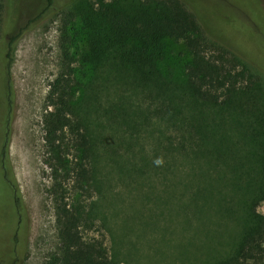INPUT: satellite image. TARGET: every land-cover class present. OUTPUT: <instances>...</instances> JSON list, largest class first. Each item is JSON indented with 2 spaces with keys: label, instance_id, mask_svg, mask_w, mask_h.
Here are the masks:
<instances>
[{
  "label": "rangeland",
  "instance_id": "1",
  "mask_svg": "<svg viewBox=\"0 0 264 264\" xmlns=\"http://www.w3.org/2000/svg\"><path fill=\"white\" fill-rule=\"evenodd\" d=\"M75 2L0 0V153L9 96L12 103L9 179L3 178L0 166L8 198L0 197V264H50L59 251L57 209L76 203L91 217L89 222L82 220L84 236L102 240L114 264H203L227 256L238 227L214 209L204 217L195 214L194 207L186 202L196 189L195 177L188 159L174 153L173 161L163 150L169 139L177 141L179 137L174 127L159 120L156 113L162 109L154 101L152 88H134L112 74H105L85 95L74 84L90 79L79 65L78 37L73 35L70 44L62 40L68 37V28L78 27L79 17H68ZM213 3L219 13L228 8L249 25L245 40L239 38L234 44L254 69L263 68L264 0L251 3L255 14L249 11L250 22L245 17L246 0ZM207 30L218 35L212 28ZM224 36L220 38H229ZM65 44L72 53L67 74L75 93L72 100L86 98L92 102L91 106L84 104L79 113L91 114L92 129L100 141L93 182L83 191L75 188L69 171L79 155L73 133L65 129L61 136L59 152L67 159L63 166L45 141L43 119L53 109L50 93H57L52 85L66 72L62 55ZM189 59L182 41H177L168 43L159 61L164 78L178 90L183 89L180 85ZM255 84L253 89L264 93V78ZM175 103L180 113H191L189 98L178 95ZM260 107L264 111V98ZM220 111L228 113L231 109ZM111 113L116 115V122L110 120ZM122 113H135V129L121 123L125 115L117 114ZM154 149L159 153L157 159ZM172 164L176 169L169 166ZM187 182H193L194 188L185 186ZM258 211L264 214V201ZM250 264H264V260Z\"/></svg>",
  "mask_w": 264,
  "mask_h": 264
},
{
  "label": "trees",
  "instance_id": "2",
  "mask_svg": "<svg viewBox=\"0 0 264 264\" xmlns=\"http://www.w3.org/2000/svg\"><path fill=\"white\" fill-rule=\"evenodd\" d=\"M68 17H79V24L68 28V37L62 40L70 44L73 35L78 37L79 65L83 74L90 75L86 82L74 81L82 95L90 93L105 74L143 91L152 88L154 101L162 109L156 113L159 120L174 127L179 137L177 141L169 139L163 150L173 161L174 153L188 159L195 177L196 189L186 202L194 207L195 214L204 217L214 209L238 227L231 252L203 264L264 260V214L258 211L264 201V111L260 107L264 93L253 89L264 78V66L256 70L250 65L251 60L234 44L240 36L234 33L221 39L207 30L216 26L218 19L206 22L200 4L194 0H76ZM177 41H182L190 54L182 90L164 78L158 66L168 43ZM69 44L64 45L62 54L66 72L53 82L57 93H50L53 109L45 113L43 123L46 144L60 166L67 163L59 152L62 133L65 129L73 133L79 155L69 171L75 188L83 191L93 182L100 141L92 129L91 114L79 113L84 104L91 106L92 102L88 97L80 98V102L78 98L72 100L73 83L67 78L72 62ZM171 70L168 72L172 74ZM178 95L189 98L191 113H180L175 106ZM11 105L9 96L0 153L4 179H9L10 173ZM222 109L231 112L222 113ZM111 114L110 120L115 121L116 115ZM126 114L117 115H125L121 123L135 129V113ZM158 154L154 149L155 159ZM1 183L0 197L8 201ZM185 186L192 188L193 182ZM57 210L59 251L50 264H114L102 240L84 236L82 220L89 222L91 217L80 203L64 204Z\"/></svg>",
  "mask_w": 264,
  "mask_h": 264
},
{
  "label": "flooded vegetation",
  "instance_id": "3",
  "mask_svg": "<svg viewBox=\"0 0 264 264\" xmlns=\"http://www.w3.org/2000/svg\"><path fill=\"white\" fill-rule=\"evenodd\" d=\"M194 1H197L200 4L202 15L204 16L206 22L216 21L218 19L217 25L210 27V29L212 28V30L220 36L225 35L224 37H232V34L235 33L234 35L238 37L240 36L239 38H241L244 41V39L241 36L247 35L249 33V29H248L249 25L245 21L243 20L239 21L237 19V15L234 14L233 12L231 14L228 8L227 9L225 8V10H223L224 13H219V10L216 9L213 3L215 2V0H200V1L194 0ZM249 1L253 3V0H249ZM246 8L247 9H245L246 10L245 17L249 19L248 22H250L251 15L255 14V11H253L252 7L248 5ZM250 10L253 11L252 14L249 13Z\"/></svg>",
  "mask_w": 264,
  "mask_h": 264
}]
</instances>
